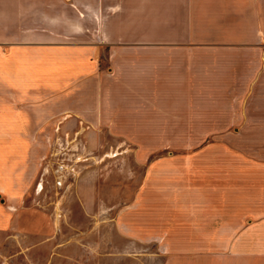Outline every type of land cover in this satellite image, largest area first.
<instances>
[{
	"label": "rangeland",
	"instance_id": "rangeland-1",
	"mask_svg": "<svg viewBox=\"0 0 264 264\" xmlns=\"http://www.w3.org/2000/svg\"><path fill=\"white\" fill-rule=\"evenodd\" d=\"M245 10L247 24L240 31L215 24L192 27L185 24L189 10L184 7L176 25L116 28L146 40L119 45H175L196 52L182 58V72L191 70L198 87L178 91L181 100L174 108L182 120H173L174 108L166 106V121L142 123L138 138L113 136L106 125L95 127L76 116L79 108L92 115L98 74H73V66L53 78V70L35 68L55 54L72 58V50L52 52L45 44L0 49V115L6 122L0 126V228L5 229L0 230V264H225L223 256L234 264L245 256L264 264V232L238 233L240 228L231 225L224 235L216 223L220 217L209 246L202 235L178 229L179 234L173 229L158 235L127 218L153 162L163 165L145 194L190 197L195 186L206 185L211 197L260 199L264 218V7L255 17ZM217 12L226 18L242 10L230 6ZM47 15L40 5L39 21ZM94 31L43 25L37 35L81 44ZM110 48L102 43L101 72L104 87L118 88ZM32 62L36 66L30 67ZM170 220L185 223L171 215L164 229ZM159 222L151 219L149 225ZM176 236L189 243H171ZM192 239L200 244L191 245ZM239 241L247 245L242 250L236 249Z\"/></svg>",
	"mask_w": 264,
	"mask_h": 264
},
{
	"label": "crops",
	"instance_id": "crops-1",
	"mask_svg": "<svg viewBox=\"0 0 264 264\" xmlns=\"http://www.w3.org/2000/svg\"><path fill=\"white\" fill-rule=\"evenodd\" d=\"M40 5L48 13L46 21H39ZM263 5L264 0H0V49L11 47L34 49L35 45L45 44L47 48L53 50L52 52L72 50L74 55L72 58L55 54L50 63L35 68L38 71L53 70V78L56 75H64L63 69L73 66V74H98L99 85L98 82L96 85H98L99 93L95 95L92 115H89L88 109L79 108L76 116L80 118V121H92L95 127L106 125L107 131L113 136L138 138L141 136L142 123L166 121V106L174 108L176 101L181 100L178 91L198 88L196 81H193L192 71L188 69L182 72L181 66L182 58H191L196 52L178 49L181 46L175 45L153 44L151 46L128 43L119 45L117 44L119 42L144 41L145 39L135 38L127 32L118 33L116 28L176 25L178 24L176 17L180 15V10L184 7L189 10L188 21L185 24L192 27H211V24H215L233 27L230 30L240 31L247 24L246 7L249 9L248 12H251L248 14L249 17H255V10L263 8ZM230 6H235L242 12L232 13L226 18L217 12L224 9L229 10ZM201 11L205 14L202 15ZM211 21L217 22L212 23ZM43 25L57 29L65 26L95 27V31L90 38L92 41L89 40L88 43L85 41L81 44H61L57 36L53 35L46 37V40H38V26ZM102 43L111 47L109 56L114 64L113 72L119 83L118 88L104 87L99 61L102 54ZM80 60H83L82 64ZM35 64L32 62L30 67H34ZM116 89L120 91L114 92ZM194 97L197 100V95ZM191 98L192 95L189 96L190 101ZM2 105L4 108L5 104ZM170 113L175 116L173 120H182L180 112L176 113L175 108ZM0 119L3 121L0 120V126L6 125L2 115ZM162 165V162H153L148 165L147 181L142 197H137L130 215L127 213V218L130 217L128 221L130 224L140 225L142 230L158 235H169L173 229L175 234H179V231L185 233L187 230V233L202 235L207 241L205 243L207 246L214 244L208 242V237L219 233L213 228L214 222L219 217L221 221L217 220L216 223L219 226L221 224V233L224 235L231 232L229 228L231 225L240 228L238 233L264 232L262 231L264 228L262 219L264 218L261 215L260 199L257 200L255 197L250 199L211 197L207 194L209 188L206 185L195 186L190 197H151L145 194L146 187L151 185V181L157 175L156 171ZM171 215L175 218H182L185 223L179 224L175 220H170L168 224L170 228L164 229V224ZM231 216L239 220L231 223L229 220ZM134 217H140L141 222H135ZM246 218H249L248 224H245ZM151 219L160 222L152 227L149 225ZM131 229L135 233L141 231ZM0 230L5 229L0 228ZM172 242L184 245L189 243V240L184 236H176ZM190 244L200 243L192 239ZM222 244L230 249L229 240L226 241L224 238ZM244 246L247 245L239 241L236 249L242 250ZM247 257L237 262L261 264L260 259ZM223 258L225 264H234V262L230 263L233 258L229 256H223Z\"/></svg>",
	"mask_w": 264,
	"mask_h": 264
}]
</instances>
